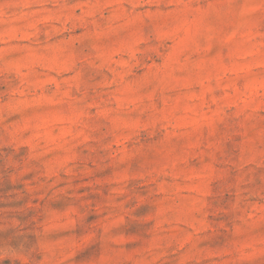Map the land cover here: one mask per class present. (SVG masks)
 I'll return each instance as SVG.
<instances>
[{
	"label": "rangeland",
	"instance_id": "1",
	"mask_svg": "<svg viewBox=\"0 0 264 264\" xmlns=\"http://www.w3.org/2000/svg\"><path fill=\"white\" fill-rule=\"evenodd\" d=\"M0 264H264V0H0Z\"/></svg>",
	"mask_w": 264,
	"mask_h": 264
}]
</instances>
